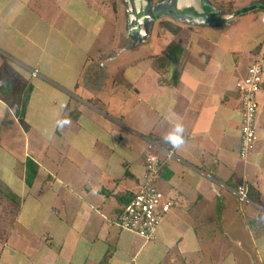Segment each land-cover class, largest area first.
<instances>
[{
  "label": "crops",
  "instance_id": "0c3cea01",
  "mask_svg": "<svg viewBox=\"0 0 264 264\" xmlns=\"http://www.w3.org/2000/svg\"><path fill=\"white\" fill-rule=\"evenodd\" d=\"M229 1L139 22L123 0H0V264H264V74L245 160L236 88L264 0ZM147 151L172 201L150 240L116 224Z\"/></svg>",
  "mask_w": 264,
  "mask_h": 264
},
{
  "label": "built area",
  "instance_id": "2783aa9c",
  "mask_svg": "<svg viewBox=\"0 0 264 264\" xmlns=\"http://www.w3.org/2000/svg\"><path fill=\"white\" fill-rule=\"evenodd\" d=\"M33 74H37L36 69ZM263 74L264 61L260 60L253 63L246 75L236 82L242 106L239 155L244 160L251 154L256 140L257 94L263 81ZM159 166V157L147 151L144 157V181L139 191L123 207L116 221L121 229L135 233L146 240L155 238L162 214L172 205V201L166 198L152 182ZM236 195L239 201H246L248 199L246 186H238Z\"/></svg>",
  "mask_w": 264,
  "mask_h": 264
},
{
  "label": "water",
  "instance_id": "95a60500",
  "mask_svg": "<svg viewBox=\"0 0 264 264\" xmlns=\"http://www.w3.org/2000/svg\"><path fill=\"white\" fill-rule=\"evenodd\" d=\"M123 1L130 7L134 18L139 22L153 20L161 16L171 17L175 20L180 16L202 17L206 15L227 19L236 14V12L220 13L214 8H210L207 0H164L153 4V6L150 4L151 0Z\"/></svg>",
  "mask_w": 264,
  "mask_h": 264
},
{
  "label": "clouds",
  "instance_id": "9594fccd",
  "mask_svg": "<svg viewBox=\"0 0 264 264\" xmlns=\"http://www.w3.org/2000/svg\"><path fill=\"white\" fill-rule=\"evenodd\" d=\"M70 124V120L67 118L58 119L56 126L63 128L65 125ZM183 132L184 128L182 124H176L171 132L165 136V142L169 143L173 148H179L183 143Z\"/></svg>",
  "mask_w": 264,
  "mask_h": 264
},
{
  "label": "rangeland",
  "instance_id": "374dc122",
  "mask_svg": "<svg viewBox=\"0 0 264 264\" xmlns=\"http://www.w3.org/2000/svg\"><path fill=\"white\" fill-rule=\"evenodd\" d=\"M237 1H239V2H243V1H246V0H230L229 1V5H232V4H236L237 3ZM158 3V2H157ZM156 3V4H157ZM160 3V2H159ZM158 5H160V4H158ZM216 18H218V17H216ZM222 19V18H221ZM167 24V23H166ZM164 25V27H166L167 29H169V30H176V29H178V27L176 28H174V26H172L171 24H167V25ZM183 34V31L182 32H179V35H182ZM257 97H258V94H257ZM258 100V99H257Z\"/></svg>",
  "mask_w": 264,
  "mask_h": 264
},
{
  "label": "trees",
  "instance_id": "16d2710c",
  "mask_svg": "<svg viewBox=\"0 0 264 264\" xmlns=\"http://www.w3.org/2000/svg\"><path fill=\"white\" fill-rule=\"evenodd\" d=\"M246 10H247V9H244L243 11H246ZM236 14H237V13H236ZM236 14H235V15H236ZM166 23H167V24H171L170 22L168 23V22H166V21H161V22H160V26L163 27ZM167 24H166V25H167ZM171 25H173V24H171ZM170 49H171V48H170Z\"/></svg>",
  "mask_w": 264,
  "mask_h": 264
},
{
  "label": "flooded vegetation",
  "instance_id": "af4514ba",
  "mask_svg": "<svg viewBox=\"0 0 264 264\" xmlns=\"http://www.w3.org/2000/svg\"><path fill=\"white\" fill-rule=\"evenodd\" d=\"M157 2H159V1H157Z\"/></svg>",
  "mask_w": 264,
  "mask_h": 264
}]
</instances>
